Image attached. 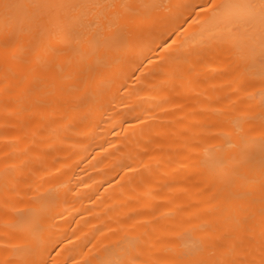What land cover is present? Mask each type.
<instances>
[{
  "label": "bare ground",
  "instance_id": "bare-ground-1",
  "mask_svg": "<svg viewBox=\"0 0 264 264\" xmlns=\"http://www.w3.org/2000/svg\"><path fill=\"white\" fill-rule=\"evenodd\" d=\"M0 264H264V0H0Z\"/></svg>",
  "mask_w": 264,
  "mask_h": 264
}]
</instances>
